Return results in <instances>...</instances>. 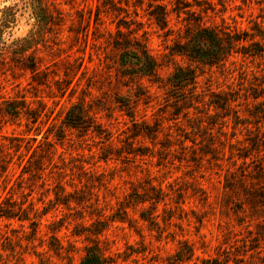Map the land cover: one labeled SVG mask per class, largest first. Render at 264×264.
Instances as JSON below:
<instances>
[{
  "label": "rangeland",
  "instance_id": "obj_1",
  "mask_svg": "<svg viewBox=\"0 0 264 264\" xmlns=\"http://www.w3.org/2000/svg\"><path fill=\"white\" fill-rule=\"evenodd\" d=\"M155 2L0 0V19L4 8L17 13L12 37H5L8 41L36 33L34 4L54 24L46 20L37 33L39 39L33 38L46 73L38 80L45 85L32 83L29 73L19 77L7 68L0 70V103L19 95L33 108L45 104L38 141L49 128L60 126L67 109L80 99L112 131L117 147H124V138L130 133L123 132L132 126L117 108L118 98L137 100V120L151 125L160 121L164 129L154 142L140 139L135 143L154 150L153 155L107 162L100 158L103 145L98 138L69 131L66 140L56 142V155L39 178L21 175L31 153L24 147L19 151L9 148L11 138H31L37 132H28L25 122L0 117V147L5 145L0 161H10L12 170L0 176V207L17 214L12 219L0 217V264H41L40 258L46 264H79L85 248L96 244L113 264H172L183 241L194 245L196 256L182 264H204L218 254L219 247L233 243L236 235L246 236V227L256 230L258 224H264V206L256 205L251 195L264 192L263 61L235 56L234 63L211 68L172 52L175 41L183 40L198 22L250 32L255 25L264 28V0H163L169 11L170 36L146 17L148 5ZM119 28L147 42L161 64L160 82L183 66L197 69L198 90L208 94L206 100L211 99L209 92L239 91L241 98L234 106L240 120H235L233 111L224 115L205 107L198 114L203 128L194 131L193 122L174 119L172 110L165 107L162 83L119 81L118 52L111 42ZM68 68L75 69L70 78L65 73ZM69 82L62 96L60 89ZM140 87L150 96L148 100L136 98ZM254 90L263 97L253 99ZM166 134L171 135L170 143ZM49 140L54 137L50 135ZM59 185L70 192L75 187L81 190V203L58 205ZM158 197L164 201L154 203ZM141 198L148 201L138 204ZM128 202L130 222L121 223L119 205ZM21 209L29 211L37 232L30 221L20 220ZM142 212L147 216L155 212L157 224L142 221Z\"/></svg>",
  "mask_w": 264,
  "mask_h": 264
},
{
  "label": "trees",
  "instance_id": "obj_2",
  "mask_svg": "<svg viewBox=\"0 0 264 264\" xmlns=\"http://www.w3.org/2000/svg\"><path fill=\"white\" fill-rule=\"evenodd\" d=\"M150 3L146 10L148 20L151 25L156 29L165 33L166 36L171 35L169 28V11L167 5L163 0ZM37 6H33V12L37 19L36 33H32L28 38L14 39L8 41L6 36L12 37V29L16 24L17 13L13 8H4L2 18L0 19V70L7 68L14 75L21 77L23 74L29 73L31 75V82L37 85H45L39 79L40 76L46 75L41 69L42 57L38 56L37 46H34V39L38 38L37 33L42 31L45 26L46 18L44 12ZM138 16V13H136ZM51 23L54 26L52 21ZM50 24V25H51ZM140 24V23H139ZM129 29V28H128ZM40 35V34H39ZM34 38V39H33ZM39 39V38H38ZM260 39V40H258ZM264 28L255 25L252 31L241 30L238 28L231 29L229 26H214L206 27L198 22L197 28L190 30L183 40L175 41L172 52L173 55H178L187 58L192 64L197 66L220 67L225 66L235 56L243 58L259 59L264 63ZM113 47L118 52L117 59V76L119 81L128 82H141L143 79H148L152 83H162V88L166 91V108L172 110L174 119L178 120L180 117L188 122H193L192 129L199 130L203 128V124L198 121L202 113V108L208 107V111L213 108L215 112H223L227 115L230 111L234 112L235 120H240L238 110H235L234 103L238 102L241 98L239 91L230 93H215L209 92L210 100H206L208 94L198 90V77L199 73L196 68L177 66L171 75L165 80L160 82L159 69L161 64L151 54L147 42L139 39L133 34L132 31L123 32L121 28L118 29L116 35L111 40ZM36 48V49H35ZM35 49V50H34ZM234 63V62H231ZM80 64L78 65V67ZM6 69V70H7ZM74 68H68L65 73L67 77H71ZM244 73H247L246 71ZM243 76V73H241ZM246 76H243L245 81ZM57 83V82H56ZM71 82L67 83L66 88H61L62 96H65L66 89ZM58 86L60 85L57 84ZM261 91L264 92L262 86ZM253 99L258 100L263 97L258 90H254L252 94ZM138 100H148L150 96L142 88H139ZM135 101H125L124 98H118L116 104L120 111L124 112L125 116L129 119L131 127L123 134L130 133L124 138V147H117L113 142V133L99 122L92 106L85 103V100L80 99L78 102L73 103L65 112L60 126H52L41 140L38 141V136L41 134L40 124H42V117L45 115L46 106L44 103L39 104V108H33L31 102H28L24 96L17 95L14 98H9L0 103V117L10 118L13 121L25 122L28 132L33 129L36 134L34 137L26 138L24 136L13 137L10 140V147L19 151L22 147L25 148L27 153H31V157L27 160L21 168V175L28 174L31 177H41V174L47 169V163H51L56 155V142H63L68 137V132L73 131L79 134L80 137H90L92 139L98 138L101 147V159L105 162L116 159H138L145 156L154 154V150L144 147H136L135 143L138 140L149 139L152 142L156 141L161 133H163V123L158 121L151 125L147 121L140 122L136 118ZM206 109V108H205ZM127 123H125L126 125ZM55 127V131L53 130ZM52 135L54 140H49ZM167 142L170 143L171 135L166 134ZM5 139V138H4ZM119 140V138H118ZM16 142L15 145H12ZM183 142V141H181ZM193 143H195L193 141ZM1 145V144H0ZM5 145L0 147L3 149ZM183 150L187 147L184 143L181 145ZM209 150H213L212 147ZM36 160H31L32 158ZM61 157V156H59ZM63 161V158H61ZM10 161L1 159L0 161V176L11 173ZM264 173V172H263ZM58 192L56 193V202L59 205L69 207L71 203L79 205L81 203L80 193L75 187L73 192L67 191L65 187L59 185ZM152 190L154 188H151ZM160 193V191H159ZM255 198V204L264 206V192L256 191L251 194ZM70 199H73L71 202ZM154 198L149 199L150 201ZM154 203L164 201L163 198H155ZM138 204L145 203L147 199L138 200ZM129 203H121L118 218L121 223L128 222V208ZM56 204V203H54ZM56 204V205H57ZM156 210V208L154 209ZM21 221H30L33 232H37L38 228L35 222H32L29 211L21 209ZM147 212V211H146ZM142 212L141 220L148 222L152 225L157 224V215L153 212L147 216ZM16 212L13 210H2L0 207V217L8 219L15 218ZM130 222V221H129ZM251 226L246 227L247 235L239 238L235 236V240L231 244H226L225 247H219V252L215 257L210 256L208 260H204V264H264V224H258L256 230L251 229ZM182 248L173 256L172 264H182L192 260L196 256V250L193 244L189 241L181 242ZM45 253L41 256L44 257ZM2 255L0 253V263ZM41 264H46L44 258H40ZM114 262L105 257L98 245L85 248V255L81 258L79 264H113ZM25 264V263H23Z\"/></svg>",
  "mask_w": 264,
  "mask_h": 264
}]
</instances>
